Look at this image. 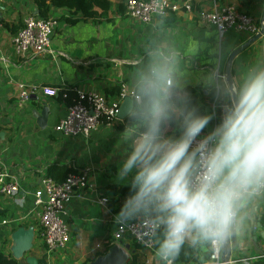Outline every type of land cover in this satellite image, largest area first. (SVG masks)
I'll use <instances>...</instances> for the list:
<instances>
[{"label": "crops", "instance_id": "0c3cea01", "mask_svg": "<svg viewBox=\"0 0 264 264\" xmlns=\"http://www.w3.org/2000/svg\"><path fill=\"white\" fill-rule=\"evenodd\" d=\"M126 0H108V10L103 15L79 17L68 22L72 9L66 6H51L48 16H54L58 25L52 34L49 50L41 54H16L11 38L28 14H37L32 0H0V147L5 148L3 163L7 170L21 175V188L17 195H0V221L2 218H19L21 224L36 225L33 206V189L37 177L52 163H69L71 166L89 167L90 185L84 189L81 198L68 203L70 238L62 251L54 253L47 264H81L94 251L102 248L104 240L114 227L113 217L116 205L123 201L125 193L114 194L108 184L117 181V166L124 157L126 148L122 127L104 123L88 136L65 135L53 130V123L66 113L67 106L57 99V94L47 95L40 88L32 94L23 106L25 114L17 115L13 108L17 103L14 83L9 79L23 80L38 85L45 83H77L81 91L100 90L113 80H124L131 88L137 67L147 61L146 49L164 45L179 53L181 70L186 74L189 85L200 92L199 81L203 74L216 62L225 72L226 60L233 48L248 38V34L229 30L220 36L211 24L201 22L197 9L202 5L210 7L209 0H176L181 5L190 1L192 10L181 6L152 22H142L124 13ZM220 4H236L240 10L252 14L256 20L264 16V0H218ZM194 8V9H193ZM100 10V9H99ZM76 16V15H73ZM15 28H17L15 30ZM15 30V31H14ZM239 34V35H238ZM264 62V37L257 38L241 50L231 64V75L238 77L250 65ZM135 69V70H134ZM115 98V97H114ZM50 104L47 125L41 128L33 116V109L40 103ZM212 113V104L207 106ZM29 111V114H27ZM212 125H209L211 128ZM106 196L105 203L98 199ZM117 198L114 205L109 201ZM264 201L251 211L252 227L256 238H239L238 249L230 255L233 258L259 255L249 261L264 257ZM19 226V225H18ZM16 225L0 222V248L11 252V232ZM129 244L128 240L122 246ZM247 249H250L248 251ZM43 245L38 235H33L32 245L18 264H30L26 256H43ZM130 253L133 248H127ZM139 258L144 264H159L154 250L138 248ZM12 254V253H11ZM89 260L86 264H90ZM246 264L238 262L237 264ZM42 264V263H41Z\"/></svg>", "mask_w": 264, "mask_h": 264}, {"label": "clouds", "instance_id": "9594fccd", "mask_svg": "<svg viewBox=\"0 0 264 264\" xmlns=\"http://www.w3.org/2000/svg\"><path fill=\"white\" fill-rule=\"evenodd\" d=\"M146 51L120 111L128 147L116 177L127 191L113 223L137 226L159 264H176L185 245L216 254L243 238L264 201V63L236 77L211 62L199 81L208 113L179 53Z\"/></svg>", "mask_w": 264, "mask_h": 264}, {"label": "built area", "instance_id": "2783aa9c", "mask_svg": "<svg viewBox=\"0 0 264 264\" xmlns=\"http://www.w3.org/2000/svg\"><path fill=\"white\" fill-rule=\"evenodd\" d=\"M210 7L202 5L197 9V17L201 22L211 24L217 30L220 36L229 30H236L239 33H246L248 37L260 30V25H264V17L256 20L252 14L245 10H240L236 4H220L218 0H209ZM181 6L184 10L191 11V2L180 4L176 0H126L124 13L134 19L142 22H152L157 17L165 16L169 11H176ZM1 18V17H0ZM58 20L54 16H38L28 14L23 18V24L17 29L11 38L13 50L16 54L25 55L28 52L32 54H41L49 50V44ZM260 37H264V31ZM14 83V95L17 100L16 105L22 107L40 88L47 95H56L58 87L47 84L29 83L23 80L9 79ZM130 87L122 84L119 95L114 99H109L104 92L100 90L80 91L79 95L85 100H78L67 106L66 113L59 117L53 123V130L65 135H84L88 136L90 132L104 123L110 126L118 124V108L122 99L129 95ZM213 109V106H212ZM214 110V109H213ZM123 122V121H122ZM211 128H209L210 130ZM5 148L0 147V195L2 197H11L17 195L21 188V175L9 172L3 163ZM90 185L89 167L76 168L67 173L61 181H56L46 171H42L37 177L33 189L32 211L37 219V229L34 225V232L41 239L43 245L44 264H47L52 255L57 251H62L68 244L70 238V226L68 222V203L73 198H81L83 191ZM100 203H105L106 196L98 199ZM19 218H2V224L20 225ZM137 226L130 228L121 227L114 224L110 232L114 243H120L124 240H134L144 249H150L137 239ZM259 255H250L246 257H229V264H237L249 261ZM221 258V251L213 254L209 252L206 259L193 262L191 264H224Z\"/></svg>", "mask_w": 264, "mask_h": 264}, {"label": "trees", "instance_id": "16d2710c", "mask_svg": "<svg viewBox=\"0 0 264 264\" xmlns=\"http://www.w3.org/2000/svg\"><path fill=\"white\" fill-rule=\"evenodd\" d=\"M32 2L37 7L36 15L43 17L48 16V11L51 6H58V7L66 6L68 8H71L72 14L76 16L73 15L67 16L66 19L68 20V22H75L79 17H94V16L96 17L98 15H103L106 13L109 6L108 0H32ZM22 24L23 22H21L19 26H21ZM16 29L17 28H15V30ZM123 81L124 80L121 79L113 80L110 85L104 86L103 92L109 99H114V97L116 98L121 91L122 84L124 83ZM45 84L58 87L57 99L63 101L66 106L78 100H83V101L85 100V98H82L79 95V89L77 83H72V84L45 83ZM189 86L194 98L201 105V110L207 111L208 108L207 106H209V103H211L210 98L204 95L199 96V92L197 91V89L192 85ZM117 126L122 127L123 124L119 123ZM74 170H76V167L71 166L69 163H52L48 165L46 172L56 181H61L65 178L68 172ZM108 189L114 191L113 192L114 194L116 193L122 195L127 191V189L124 188L120 183H116V182H112L108 184ZM116 200L117 198H112V200L109 201V204L113 206ZM119 210H120V205L117 204L114 211L118 212ZM124 241L125 240L122 239L120 244H122V242ZM128 241L131 248H133V250L130 251L126 264H144V262L140 260L139 254L137 252L138 248H142V247L139 244H137L134 240H128ZM113 243H114L113 238L112 236L109 235L104 240L102 248L94 251L81 264H86L89 260H93L97 255L105 253ZM208 256H209V252L190 248L188 247V245H185L184 249L181 252L180 257L176 261V264H191L193 262L206 259ZM43 262H44V257H39L38 264L41 263L44 264ZM18 263L19 260L14 258L10 251L6 252L3 248H0V264H18ZM253 263L264 264V257L255 259Z\"/></svg>", "mask_w": 264, "mask_h": 264}, {"label": "water", "instance_id": "95a60500", "mask_svg": "<svg viewBox=\"0 0 264 264\" xmlns=\"http://www.w3.org/2000/svg\"><path fill=\"white\" fill-rule=\"evenodd\" d=\"M264 17V16H263ZM264 31V25H260V30L255 34L249 36L246 40L238 44L235 48H233L226 60L225 64V72L231 74V64L234 57L244 48H246L249 44L254 42L257 38L260 37L261 33ZM128 95H126L119 104L118 108V117H120V111L123 106L124 100ZM50 104L46 102L40 103V108L36 107L33 109V116L36 118L38 125L41 128H44L47 125L48 114H49ZM249 225L248 231L245 233L243 239L247 237L256 238V230L252 227V220L249 219L247 221ZM260 235L264 239V230H261ZM34 235V226L32 224H28L27 226L19 225L11 232L12 244L10 246L11 253L13 257L19 258L23 255L24 252L30 249L32 245V239ZM237 237L233 238L231 245H229L226 250L221 251V258L225 261L224 264H229L228 259L232 254L233 250L236 248L238 243ZM129 244H125L122 246L120 243H113L105 253L97 255L90 264H126L127 259L129 257V252L127 248ZM26 261L30 264H37V258L35 256L27 255Z\"/></svg>", "mask_w": 264, "mask_h": 264}, {"label": "rangeland", "instance_id": "374dc122", "mask_svg": "<svg viewBox=\"0 0 264 264\" xmlns=\"http://www.w3.org/2000/svg\"><path fill=\"white\" fill-rule=\"evenodd\" d=\"M225 34H223V36H224ZM239 35V34H238ZM135 70V69H134ZM30 101V100H29ZM14 110H13V112H15V114H19V115H23V114H25V112H26V110H25V107L24 106H22V107H19V106H15L14 108H13ZM27 114H29V111H27ZM36 223H37V221H36ZM36 226V229L38 228L37 227V225H35ZM36 235V234H35ZM238 249V247L236 246V248L233 250V251H236ZM248 251H250V249H247ZM238 251H239V253H246V251H244L242 248H240V249H238Z\"/></svg>", "mask_w": 264, "mask_h": 264}]
</instances>
